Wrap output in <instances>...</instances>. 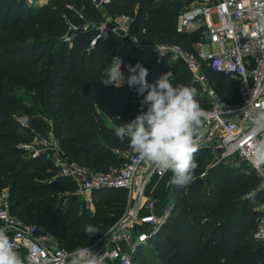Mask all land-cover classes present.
<instances>
[{
    "label": "trees",
    "instance_id": "1",
    "mask_svg": "<svg viewBox=\"0 0 264 264\" xmlns=\"http://www.w3.org/2000/svg\"><path fill=\"white\" fill-rule=\"evenodd\" d=\"M192 1L110 0L100 7L94 0H0V193L8 190L13 214L46 225L70 250L91 245L119 220L127 209L126 189L94 190L87 204L76 181L59 172L52 156L25 146L47 138L48 132L17 88L33 92L36 103L56 120L58 144L72 160L93 170L121 166L128 160L124 152L131 149L115 127L135 118L142 99L127 83V65L146 67L150 84L171 71L174 87L196 89L200 106H209L188 64L154 46L179 44L195 51L204 27L188 31L177 25L178 15ZM104 12L129 15V34L110 30L98 36L92 27L75 30L67 39V21L102 24ZM114 57L121 59L126 76L119 88L100 82ZM201 69L224 99L240 102L238 80L207 62ZM22 115L30 118L27 127L18 122ZM237 156L233 165L213 163L212 147H198L193 181L184 187L174 184L171 213L147 243L155 254L140 245L135 264L264 263V244L254 235L264 215L263 178ZM88 225L99 232L90 237Z\"/></svg>",
    "mask_w": 264,
    "mask_h": 264
},
{
    "label": "built area",
    "instance_id": "2",
    "mask_svg": "<svg viewBox=\"0 0 264 264\" xmlns=\"http://www.w3.org/2000/svg\"><path fill=\"white\" fill-rule=\"evenodd\" d=\"M26 1L34 3V0ZM109 1L94 0L100 7ZM194 1L180 12L177 24L179 30L204 27L202 40L194 43L195 51L179 44L156 43L154 46L161 52H170L173 59L180 58L188 64L209 103L208 107H202L207 119L203 123V135L198 138V147L205 138L210 139L216 130H220L218 143L224 149L223 155H239L264 176V164H254L247 155L254 120L264 113V0H201L205 1L202 4ZM213 11L219 16L216 23L212 20ZM130 20L128 18V24L124 26L125 32L101 23L75 26L67 21V39H71L75 30L92 27L100 31L98 36H105L110 30L127 35ZM203 62L238 80L240 102L230 103L215 90L201 69ZM259 135L264 137V129ZM56 140L53 159L59 172L76 181L78 191L87 195L88 203L93 201L94 190L105 187L127 190L128 204L124 214L88 247L102 256L101 264H135L134 254L139 246L149 242L171 213L172 206L157 212L156 200L148 192L152 175L161 174L152 163L140 159L132 150L123 165L93 170L72 160ZM33 145L25 146L34 150ZM39 151L35 149L36 154ZM8 196V190L3 189L0 193V229L9 235L25 264H69L74 249L60 245L46 225L26 222L13 214ZM143 207L145 211L141 210ZM254 235L264 244V215L259 216Z\"/></svg>",
    "mask_w": 264,
    "mask_h": 264
},
{
    "label": "clouds",
    "instance_id": "3",
    "mask_svg": "<svg viewBox=\"0 0 264 264\" xmlns=\"http://www.w3.org/2000/svg\"><path fill=\"white\" fill-rule=\"evenodd\" d=\"M122 61L114 57L107 68L106 85L122 87L124 76ZM130 73L127 83L134 88L140 100L138 114L132 120L115 127L121 142L128 140L130 149L142 160L152 163L163 176L173 174L172 183L184 187L194 179L198 164L194 154L198 151V138L203 135V123L207 113L200 106L196 89L172 84L173 74L168 71L154 83H148V69L140 64L126 66ZM29 117L22 115L18 122L29 125ZM251 142L247 155L256 165L264 164V137L259 135L264 129V113L254 120ZM86 234L94 236L99 230L88 225ZM101 255L95 254L88 246L77 247L70 254L69 264H101ZM0 264H25L9 235L0 229Z\"/></svg>",
    "mask_w": 264,
    "mask_h": 264
},
{
    "label": "rangeland",
    "instance_id": "4",
    "mask_svg": "<svg viewBox=\"0 0 264 264\" xmlns=\"http://www.w3.org/2000/svg\"><path fill=\"white\" fill-rule=\"evenodd\" d=\"M34 2H39V0H34ZM194 2L202 4L205 1L195 0ZM187 7H189V6H187ZM186 8H184L183 10H185ZM104 13L106 15V20H105L104 23H102V25L109 26V27H112V28L113 27H118V29L121 32H125L124 31V26L126 24H128V18H131L129 15L125 14L124 12H118V13H113V14L108 13V12H104ZM211 15H212V20L215 23L219 21V16H218V13L216 11H213ZM200 40H202V38H199L197 40V42L200 41ZM42 64L44 65L45 61L42 62ZM17 93H18V95L22 96V98L25 101H27L28 103L34 105V107H35L34 110L36 112L35 114H38V116H41L44 119V122L46 124V130L48 132V137L46 138L47 142H45L42 137H37L35 139V142H33L34 148H36V149H38L40 151L46 152L50 156L53 157L55 155L56 149H57V143H56L57 140L56 139H58L57 129H56V120L53 117L49 116L48 114H46L44 112V109H43V107L41 106L40 103H36V100H34L33 97H32L33 92L27 90L23 86H19L17 88ZM219 135H220V130H216L214 132L213 137H211L210 139L205 138V140L202 142V146H211L212 147L213 152H214V158H213L212 162L213 163H219V162L223 163L224 162V163L230 164V165L238 163L240 159H239V157L237 155H231V156H224L223 155L224 149L218 143L219 142ZM171 175L173 176L172 173H171ZM262 178L263 179H262V184L261 185L264 186V176L263 175H262ZM172 179H173V177L171 178V183H170V190H169V197L170 198H173L172 196H173L174 183H172ZM149 189H151V188H149ZM77 192L80 194V196L85 200V202L87 204H90L87 201V195L85 193L80 192V191H77ZM149 194L151 196H153L150 192H149ZM148 244H146L144 246L145 253H150L151 254V252H152L153 254H155V251L152 250L151 247ZM157 260H158V258L155 259V262H157Z\"/></svg>",
    "mask_w": 264,
    "mask_h": 264
},
{
    "label": "crops",
    "instance_id": "5",
    "mask_svg": "<svg viewBox=\"0 0 264 264\" xmlns=\"http://www.w3.org/2000/svg\"><path fill=\"white\" fill-rule=\"evenodd\" d=\"M46 0H39V2H34V4H42ZM124 76V81L126 79V76ZM126 156L128 155L129 151L124 152ZM173 176L171 175V172L165 173L163 176H159L157 174H153L148 182V192H150L153 197H155L156 200V211L160 212L163 210V208L167 206L173 205V198L169 197V190H170V183L171 178ZM151 188V189H149ZM142 211H145L146 208L143 207L141 209ZM145 245V244H144Z\"/></svg>",
    "mask_w": 264,
    "mask_h": 264
}]
</instances>
